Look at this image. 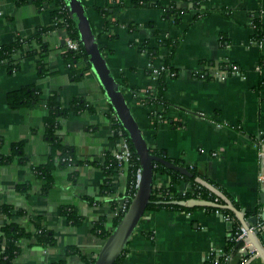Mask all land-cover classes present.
<instances>
[{
    "label": "crops",
    "instance_id": "0c3cea01",
    "mask_svg": "<svg viewBox=\"0 0 264 264\" xmlns=\"http://www.w3.org/2000/svg\"><path fill=\"white\" fill-rule=\"evenodd\" d=\"M168 2L83 0L107 65L123 85L149 147L196 167L224 204L242 211L245 220L255 215L256 225L264 226L258 181V145H264V67L258 66L264 60V38L254 43L251 27L253 17L264 26V0H177L183 10L176 20L166 14ZM51 10V4L0 0V44L38 32L46 48L23 56L14 72L0 63V155L11 158L0 165V205L11 212L0 213V227L12 222L24 232L16 241L15 264H85L94 258L105 241L94 227L106 218L110 228L112 207L127 188L126 175L104 186V161L118 148L111 133L114 111L91 67L66 61L64 31L53 24ZM155 32L170 44L149 59L140 47L146 42L157 46ZM37 46L35 40L23 44L26 50ZM149 62L175 72L165 75L166 119L156 127L150 113L163 107L139 102V93L155 84ZM230 64L240 74L214 73ZM22 87L37 100L10 108L7 93ZM51 98L59 110L56 146L47 132ZM13 144L19 146L16 153ZM61 145L72 151L62 158L71 160L60 159ZM50 164L47 179L40 169ZM169 184L166 173H155L154 187ZM186 191L189 185L180 182L177 193ZM206 207L146 210L120 264H206L210 251H223L233 227L242 226L233 211L229 217ZM68 212L77 224L67 219ZM41 230L52 235L53 244L36 242ZM257 244L264 252V228L256 237H245L242 246L231 247L224 264H264Z\"/></svg>",
    "mask_w": 264,
    "mask_h": 264
},
{
    "label": "trees",
    "instance_id": "16d2710c",
    "mask_svg": "<svg viewBox=\"0 0 264 264\" xmlns=\"http://www.w3.org/2000/svg\"><path fill=\"white\" fill-rule=\"evenodd\" d=\"M16 4H22L27 1L34 2L38 7H42L45 4H50L53 0H12ZM56 3H62L65 2L66 0H54ZM67 6V12H68V23L70 25L71 29V35L72 37L79 39L78 36V30L76 26V22L73 17H71ZM183 10L182 7L178 6L177 0H169L167 6H166V14L167 15H172L175 17V20L178 17V14L181 13ZM58 14L57 9L51 10V16L52 19H54ZM253 23L255 24V31L252 36L254 40H261L264 38V26H262L260 19L257 17L253 18ZM154 37L156 39V45L157 46H149V43L146 42L144 43L141 47L140 50H146L149 59L156 54H158L159 48L162 46L168 47L170 42L167 40H159L158 39V33H154ZM25 40V41H24ZM30 40H35L37 43V47H35L32 50H26L23 47V44L26 42H30ZM41 38L40 34L36 32L33 34L32 37H29L27 39H16L10 43L6 44H0V63L1 62H8L7 69L9 72H14L19 65L20 59L29 54H36V53H42L43 51H46V48H44L43 44L41 43ZM29 44V43H28ZM171 51H169V55L165 57V64H169V59L171 57ZM66 61L69 62L70 64H74L75 62L78 61H84L85 65L87 67H90V63L88 60V56L81 44L80 47V52L79 54L73 55L71 52H67L65 54ZM150 71V70H149ZM151 72V71H150ZM166 86V81H165V74L162 72L156 79H155V84L152 89H148L145 92L139 93L142 98H143V103L145 105L149 104H156L157 106L161 105L163 109L161 111H158L156 113L150 114V116L153 119V125L156 127L160 122H163L166 118L164 117V109L167 106V102L164 99V89ZM139 92V91H136ZM38 96L34 95V92H32L28 87H22L17 90H12L9 91L6 95V100L7 104L10 108H18L23 104H30L34 100H37ZM58 102L54 100V98L49 99L48 101V106H49V112L46 116V122H47V132L48 135L53 139V141L57 140L56 137L54 136V124H55V118L56 115L59 113L58 107H57ZM80 106V105H79ZM75 108H67L63 110V113H67L70 110H74ZM161 114L162 117L160 118L158 115ZM114 126L118 125L121 126L120 121L118 120L117 122L113 123ZM124 129V128H123ZM124 134L129 142V146L131 148V151L133 152V160H132V165L127 167L126 170V175H127V188L130 187V185L134 182V176H135V171L136 168L139 166V160L137 158L136 153L134 152V149L131 145V142L128 138V135L124 129ZM59 141L57 140L55 142V145H59ZM13 152L16 153L19 149V146L12 145ZM62 151L60 154V159L62 157H67L70 155L72 152L69 147L61 145ZM151 149V148H150ZM151 152L157 155H161L165 157L166 159L168 158L166 155H163L162 151L156 150V149H151ZM11 158L10 157H4L0 155V165L4 162L9 161ZM172 160V159H171ZM176 164H181L179 161L173 160ZM51 164L47 165L46 167H43L41 170L42 175H44L47 179H49V173L51 170ZM115 166L116 162L113 159L112 155H108L104 161V173L106 176H109L115 172ZM187 169L191 172V176H186V175H181L177 171H174L172 169H167L165 166H163L160 163H155L154 166V173H166L169 176L170 179V184L166 188L158 189L154 187L152 189L151 193V203H149L146 207V210H154V209H159V208H165V209H171V210H192L191 207H186V206H180L177 204L172 203L171 201L173 200H180L184 198H199L202 200L206 201H214L215 198H217V204H224L223 199L220 197L219 194L214 192L213 190L209 189L207 186L199 183L196 179H204V176L202 173L196 169L194 166H188L185 165ZM107 178L104 180V186L107 187ZM180 182H186V184L189 185V191H186L185 194L181 195L177 193V185L180 184ZM208 183H210L208 181ZM213 185L212 183H210ZM214 186V185H213ZM216 187V186H214ZM132 198V195H131ZM207 210L209 211H215L219 210L220 214L225 215V216H233V212L229 209L226 208H221V207H215V206H207ZM0 213L5 214L7 216L10 215V208L7 205H0ZM123 214L113 217L111 220H108L109 222V229H107V222L106 218H103L102 220H99L96 226L94 227L95 231L97 234H99L102 238H106L109 233L112 231V229L115 227L119 219L121 218ZM67 219L71 220L75 224L79 222L78 218H76L72 213L68 212L66 213ZM238 229V225H235L232 229V232H235ZM24 234L23 230L18 227L17 225L11 223H6L0 227V264H15L13 262V258L18 251V246H17V239ZM36 242L42 245H47V244H53L54 243V238L52 235L45 230H41L40 232L36 233ZM243 241H238L235 242L234 240H229L223 249V253L227 254L229 249L233 246H242ZM124 254V252H123ZM123 254L120 255V257L117 259L115 264H120V260L123 256ZM224 256V255H223ZM220 257L219 259V264H224V257ZM94 258L90 260L85 259V264H92ZM214 261V255H212L207 261L206 264H211ZM51 264H66L63 261H58L55 263Z\"/></svg>",
    "mask_w": 264,
    "mask_h": 264
},
{
    "label": "water",
    "instance_id": "95a60500",
    "mask_svg": "<svg viewBox=\"0 0 264 264\" xmlns=\"http://www.w3.org/2000/svg\"><path fill=\"white\" fill-rule=\"evenodd\" d=\"M66 3L71 17H73L76 22L79 40L88 56L90 67L102 86L112 110L125 129L134 152L139 159L141 169L140 180L135 194L131 198L126 211L123 213L109 235L105 238L103 245L94 257L92 263L115 264L120 255L125 251L131 236L146 211L147 205L152 202L151 193L155 175V163H160L167 169L177 171L181 175L191 176V172L184 165L176 164L171 159H166L161 155L151 152L142 128L137 122L127 102L123 85L117 81L107 65L105 56L102 53L98 44V39L91 25V21L87 15L83 0H66ZM163 155H165V153H163ZM196 180L216 192L215 188L203 179L197 178ZM260 197L262 202H264V191H261ZM171 202L186 207L215 206L218 208L229 209L236 214L240 219L243 228L247 230L246 236L251 235L256 237L260 229L264 228L262 225L257 227L254 231H249V227L257 223V217L253 215L251 218L245 220L243 218V212L238 210L228 201H226L225 204H217L198 198H189L173 200ZM262 218L264 219V212L262 213ZM255 247L258 255L264 261V252L260 245L257 244ZM211 264L216 263L213 261Z\"/></svg>",
    "mask_w": 264,
    "mask_h": 264
},
{
    "label": "built area",
    "instance_id": "2783aa9c",
    "mask_svg": "<svg viewBox=\"0 0 264 264\" xmlns=\"http://www.w3.org/2000/svg\"><path fill=\"white\" fill-rule=\"evenodd\" d=\"M52 5V10L53 9H57L58 14L57 16L53 19V24L55 26H59L63 29L64 31V49L65 52H71L73 55L79 54L80 52V47H81V42L79 39H76L74 37H72L71 35V29H70V25L68 23V12H67V4H65V2L62 1V3H56L54 0L50 3ZM254 18V17H253ZM251 27L255 30V24L253 23V20L251 22ZM252 41L256 44H261L262 40H254L252 38ZM84 62V61H81ZM2 64H7L8 62H1ZM264 67V60L261 62V64L258 66V70H261ZM148 68L151 71V74L153 75L154 79H156L162 72H164V74L169 77V76H174L175 72L170 70V68H168L165 65H159V66H155L154 64H152L151 62L148 63ZM225 72V73H229V74H240L239 68L238 66L234 65V64H230L228 67H226L225 69H217L214 73H218V72ZM139 102L141 104L143 103V100H139ZM158 112L156 109L153 110L150 114L156 113ZM160 118L162 117L161 114L158 115ZM149 118L151 119V121L153 122V119L151 116H149ZM113 123L118 121L117 116L115 115V113L113 114L112 117ZM218 126H220V124H217ZM111 133L113 134L114 137L117 138L118 140V148L113 152V159L116 162V166H115V172L109 176H107V185H109V187L111 186L112 183H116L117 180L119 179V177L126 175V170L127 167L132 165V160H133V152L131 151V148L129 146V142L124 134V129L121 126H112V130ZM213 154H216L215 152ZM138 158V157H137ZM62 161L64 160H71L70 157L68 158H62ZM139 160V159H138ZM258 160H259V170H258V181H259V185H260V190L264 191V145L261 146V144L258 145ZM140 175H141V169H140V165L136 168L135 171V176H134V182L130 185L129 188H126V192H125V196L116 204L112 207L111 213L113 214L114 217H117L121 214H123L129 203L131 200V195L133 197V195L135 194L136 188L138 187L139 184V180H140ZM127 177V175H126ZM184 199H189V198H184ZM199 199V198H198ZM213 203L217 202V198L214 199V201H212ZM215 212H219V210H215ZM258 227V225H251L249 227V231H254L256 228ZM40 232V231H39ZM247 235V230H245L243 228V226H239L238 229L235 232H232L231 234V240H234L235 242L238 241H243L245 239V237ZM212 255H214V261L216 264H219V259L220 257H224V261H225V254L223 253V251L221 249H218L216 251L211 250L208 257L210 258Z\"/></svg>",
    "mask_w": 264,
    "mask_h": 264
}]
</instances>
